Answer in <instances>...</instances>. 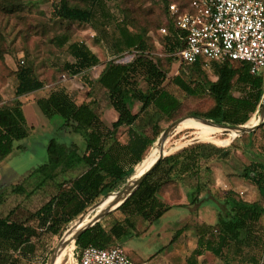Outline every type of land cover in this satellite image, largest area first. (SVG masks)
Here are the masks:
<instances>
[{
    "label": "trees",
    "instance_id": "16d2710c",
    "mask_svg": "<svg viewBox=\"0 0 264 264\" xmlns=\"http://www.w3.org/2000/svg\"><path fill=\"white\" fill-rule=\"evenodd\" d=\"M81 1L86 4L85 7L71 5L68 0H59L55 7L56 15L62 19L89 22L93 17L92 6H96L100 0ZM172 2L166 3L165 7L167 24L164 26V45L170 54L168 59L173 61L177 58L175 53L184 46L185 32L171 20L168 5ZM176 3L184 8L188 0ZM15 7V3L3 0L4 11L13 12ZM115 27L116 32L111 41L113 54L130 49L138 52L126 63L107 61L96 80L109 106L116 112V119L106 124L90 103H77L64 88L54 89L35 101L49 120L58 117L63 129L72 127L73 131L82 132L84 146L90 148L91 153H80L75 144L49 139L46 161L29 173L32 188L27 192L20 184H15L12 190L29 195L52 186L53 191L26 220L12 219L13 210L0 216V264H17L21 259L31 262L39 249L44 247V243L61 235L100 197L120 190L133 174L134 178L137 177L138 170L135 172V168L160 136V123L169 121L180 109L184 95L212 97L214 105L201 116L221 125L245 124L262 104L264 70L253 75L249 72V65L243 62H210L216 76L212 80L203 70L202 62L197 60L190 64L195 73L191 80L179 74L172 76L169 83L180 94L171 92L167 88V71L147 51L145 33L132 32L126 24L118 23ZM67 41V36H60L58 45ZM68 48L74 62L66 63L65 68L72 75L100 62L83 42H72ZM23 64L24 61L16 70V96L31 93L44 85L32 67ZM141 82L145 87L141 86ZM134 103H139L137 112L132 110ZM22 106L20 100L0 106V162L12 152L14 141L28 135L29 126ZM120 127H127L128 130V140L123 146L125 155L121 159L116 152ZM227 157L225 149L207 142H194L173 153L164 154L138 187L115 209L122 216L115 218L108 226L101 220L97 221L74 240L75 247L80 252L88 245L99 248L122 246L120 242L128 234L124 225L130 226L128 222L134 216H141L148 222L161 217L171 206L162 203L158 193L165 186L178 181L189 187L190 203L198 206L210 204L218 211L214 224L198 225V246L191 254L192 257L199 256L203 249L219 256L223 248L230 244L236 248L256 245L260 237L255 227L263 213L258 202L239 198L231 190L218 196L209 188L200 197L205 185L201 180L202 174L210 170L212 161L223 162ZM77 165L83 166L84 171L73 178H65L66 172ZM238 176L250 181L264 198V154L250 156ZM112 198V194L107 196L98 209ZM78 258L79 254L76 261ZM46 259L47 256H44L40 264H45Z\"/></svg>",
    "mask_w": 264,
    "mask_h": 264
},
{
    "label": "rangeland",
    "instance_id": "374dc122",
    "mask_svg": "<svg viewBox=\"0 0 264 264\" xmlns=\"http://www.w3.org/2000/svg\"><path fill=\"white\" fill-rule=\"evenodd\" d=\"M8 1L16 4V10L13 12L4 11L2 9L3 0H0V106L11 105L15 100H20L27 117L29 131L25 138L13 142L12 152L0 162V187H3L0 195V216H4L13 210L11 218L16 221H23L28 219L30 214L49 198L51 191H53L52 186H47L46 190H37L29 195L12 189L15 184H20L27 192L32 188V179L28 177L29 173L46 161L49 139L55 138L60 142L66 141L75 144L80 153H91V149L84 146V134L82 132H75L72 127L63 129L61 119L58 117L49 120L41 112L35 101L54 89L64 88L77 103H90L99 114L100 119L106 124L109 125L116 119L117 114L109 106L103 89L96 81L97 77L107 61L114 60L126 63L138 54L136 49L113 54L111 41L116 32V24H126L132 32L145 33L147 51L167 71V88L171 92L180 94L169 83L172 76L179 74L189 81L195 77V73L191 65L182 63L178 58L173 61L168 59L170 54L164 45L165 33L161 31V28L167 24L166 3L182 2L183 0H100L96 6H92L93 17L89 22L58 17L55 13V7L59 0ZM68 1L71 5L86 6L81 0ZM60 36L68 37V41L63 45H58ZM72 42L85 43L97 55L100 60L99 64L72 75L65 68L66 63L74 62L68 48ZM21 60L24 61L23 65L32 67L35 75L44 85L41 89L31 93L16 96V70L22 64ZM203 70L210 79H216L212 63L203 66ZM141 86L145 87V84L141 82ZM213 105L214 100L208 95L200 97L184 95L180 109L174 113L169 121H162L159 129L162 133L173 120L180 117L195 115L202 118L201 115ZM132 110L137 112L139 103H134ZM260 111L261 106L245 123L248 126L257 122L260 123L252 131V134L233 131L223 133L221 129L212 124L188 117L178 124L164 140V154L173 153L194 142L212 143L221 149H225L228 152L227 159L223 162L215 160L210 164L213 172L212 193L222 196L231 190L239 198L256 201L263 208L262 217L255 227L256 234L260 237V241L256 245H244L236 248L230 244L223 248L222 254L219 256L210 251L204 252V250L201 256L195 257L197 264H264V198L259 195L258 190L250 181L238 176L243 166L249 162L250 156L264 154V120L262 121L259 116ZM117 138L119 145L116 152L121 159L125 155L123 146L128 140L127 127L119 128ZM159 142H161L160 136L147 150L144 158L145 165L156 159L160 151ZM226 165L228 170H226ZM83 171L84 167L77 165L66 172L65 178H73ZM133 175L122 188L130 182L134 177ZM106 197H100L80 216H95L103 210L98 211V204ZM217 212L211 205V209L205 213V220H211L215 223L218 217ZM118 214V211L112 210L100 220L108 226L118 217ZM178 217L179 213L174 210L166 212L159 220L158 227L164 223H169L164 221L176 220ZM74 222L61 235L54 236L47 243H44V247L39 249L31 262L21 259L17 264H40L44 256L48 258L63 234ZM176 229L174 227L170 233H165L163 238L165 243L175 233ZM150 240V237H145L142 240L129 238L123 242V247L128 252L129 249L140 246L142 247V255L146 256L148 253H155L162 249V245H167L161 242L162 238H159L157 242H150ZM63 249L65 251L60 264H76L79 251L75 247V242L70 240ZM129 253L134 259H139L134 257L132 252Z\"/></svg>",
    "mask_w": 264,
    "mask_h": 264
},
{
    "label": "built area",
    "instance_id": "2783aa9c",
    "mask_svg": "<svg viewBox=\"0 0 264 264\" xmlns=\"http://www.w3.org/2000/svg\"><path fill=\"white\" fill-rule=\"evenodd\" d=\"M172 22L185 32L184 46L175 53L179 61L202 66L247 63L253 75L264 70V0H188L181 8L168 5ZM163 33L166 29L161 28ZM23 63V60H21ZM76 264H148L130 258L121 245H88Z\"/></svg>",
    "mask_w": 264,
    "mask_h": 264
},
{
    "label": "crops",
    "instance_id": "0c3cea01",
    "mask_svg": "<svg viewBox=\"0 0 264 264\" xmlns=\"http://www.w3.org/2000/svg\"><path fill=\"white\" fill-rule=\"evenodd\" d=\"M154 161H150L145 165L146 162L143 160L137 167V176L146 171ZM211 168L212 167H210L209 171L202 174L203 176L201 180L205 185L200 197L206 194L207 188L211 190V180L213 177ZM158 198L162 203L171 206L166 212L174 210L176 213H179L178 219L164 221L169 223H164L162 226L158 227L159 220L166 212L153 222H148L141 216H134L131 222H128V225L130 224V226L124 225L128 234L126 233L127 235L123 237L120 242L122 247L123 242L129 238L142 240L145 237H150V242H157L159 238H162L161 242L167 245H162V249H159V251H156L155 253H148L146 256L142 255V247L140 246L133 247L129 249L128 252L126 250V252L133 260L146 261L148 264H197L196 256L192 258L191 254L198 246V225L214 224V221L205 220V213L211 209V205L207 204L198 206L195 203H190V189L181 181H178L176 184L167 185V187L158 193ZM121 216L122 215L119 213L118 217ZM174 227L177 228L175 233L171 235V238L165 243L163 240L166 235L165 233H170ZM69 240H71V238ZM204 250L205 249L202 250V253L199 256L203 254ZM206 251L207 250L204 252ZM129 252H132L134 257L139 259H134Z\"/></svg>",
    "mask_w": 264,
    "mask_h": 264
},
{
    "label": "water",
    "instance_id": "95a60500",
    "mask_svg": "<svg viewBox=\"0 0 264 264\" xmlns=\"http://www.w3.org/2000/svg\"><path fill=\"white\" fill-rule=\"evenodd\" d=\"M259 116L263 121L264 120V93H263V100H262L261 111H260ZM185 117H188V116L180 117V118H177L176 120H173L162 131V133L160 134L161 142H159L160 151H159L158 157L154 161V163L151 166H149L146 169V171H144L142 174H140L138 176V178H136V180H134L132 183H131V181H132V179H131L130 182L128 184H126L121 190H119L115 193H110V194H114L116 196V201L114 202V204L107 205L103 210H101L99 213H97L95 216H93L88 222H86L82 226L78 227L77 229L73 230L71 240L74 241L83 231H85L87 228H89L90 226L95 224L102 217H104L107 213L111 212L112 210H115L132 193V191L138 187L139 183L145 177V175L148 174L150 172V170L155 166V164L163 157V155H164V152H163L164 140L167 138L168 134L172 130H174L176 128V126L181 122V120L184 119ZM190 117H195V118L201 119L204 122H207V123H210V124H213L216 126L224 127L227 129L236 128L238 130V133L251 132V131L255 130L260 125L259 122H257L256 124H253L252 126H243V124L235 125V126L221 125V124H215V123H213L209 120L203 119V118H199L195 115H190ZM110 194H107L106 196H108ZM103 200H101L100 203ZM83 218H84L83 216H80L68 230H71L72 228H74V225L77 224V221H81ZM66 232L63 234V236L61 237V239L59 240L57 245L54 247V249L52 250V252L48 256V258L46 259L45 264H54L57 253L60 252V250H62V248L70 242V240H68V241L64 240V236H65Z\"/></svg>",
    "mask_w": 264,
    "mask_h": 264
},
{
    "label": "bare ground",
    "instance_id": "6f19581e",
    "mask_svg": "<svg viewBox=\"0 0 264 264\" xmlns=\"http://www.w3.org/2000/svg\"><path fill=\"white\" fill-rule=\"evenodd\" d=\"M188 117H190V116H188ZM188 117H185L184 119H182L181 120V122H183L184 120H186ZM192 118H195V117H192ZM195 119H198V118H195ZM201 120V119H200ZM180 122V123H181ZM204 122V121H203ZM179 123V124H180ZM210 124V123H209ZM256 124V123H255ZM213 125V124H212ZM213 126H216V125H213ZM243 126H248V125H246V124H243ZM217 128H219V129H221L222 130V132L223 133H226V132H238V130L236 129V128H232V129H227V128H224V127H220V126H216ZM159 150H160V148H159ZM159 154V153H158ZM157 157H158V155H157ZM157 157H156V159H157ZM155 159V160H156ZM154 163V162H153ZM136 178H138V176L137 177H132V181H131V183L134 181V180H136ZM113 195V198L105 205V206H103V207H101V208H99L98 209V211H100L101 209H104L107 205H109V204H114V202L116 201V196L114 195V194H112ZM109 196V195H108ZM104 202V200L101 202V203H103ZM100 203V204H101ZM99 204V205H100ZM92 218V216L91 217H84L81 221H77V224L76 225H74V228H72L71 230H68L67 232H66V234H65V236H64V240H69L70 238H71V236H72V233H73V230H75V229H77L78 227H80V226H82L83 224H85L86 222H88L90 219ZM61 260H62V250H60V252H58L57 253V255H56V258H55V261H54V264H60L61 263Z\"/></svg>",
    "mask_w": 264,
    "mask_h": 264
}]
</instances>
